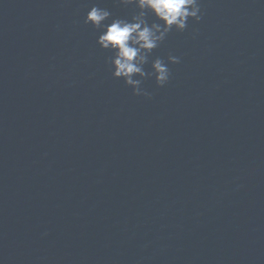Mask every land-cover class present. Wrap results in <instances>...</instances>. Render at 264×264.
<instances>
[{"label":"water","instance_id":"water-1","mask_svg":"<svg viewBox=\"0 0 264 264\" xmlns=\"http://www.w3.org/2000/svg\"><path fill=\"white\" fill-rule=\"evenodd\" d=\"M93 4L138 11L0 0V264H264V0H201L150 99Z\"/></svg>","mask_w":264,"mask_h":264},{"label":"clouds","instance_id":"clouds-1","mask_svg":"<svg viewBox=\"0 0 264 264\" xmlns=\"http://www.w3.org/2000/svg\"><path fill=\"white\" fill-rule=\"evenodd\" d=\"M117 3L134 5L138 11L130 19L114 18L107 8L93 4L84 23L100 33L98 45L112 53L108 63L113 77L123 79L134 95L150 99L151 94L142 87L143 82L154 77L159 87L166 86L171 78L168 64L181 62L171 53L167 62L159 57L150 61L152 52L173 29L184 32L190 19L197 23L202 20L201 0H117ZM150 17L154 18L151 23ZM149 63L151 70L147 71L145 66Z\"/></svg>","mask_w":264,"mask_h":264}]
</instances>
